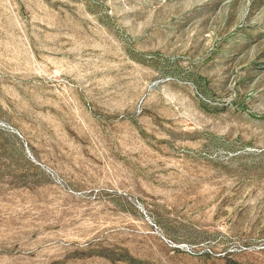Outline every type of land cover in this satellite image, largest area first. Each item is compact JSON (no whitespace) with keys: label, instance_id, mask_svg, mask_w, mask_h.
<instances>
[{"label":"rangeland","instance_id":"rangeland-1","mask_svg":"<svg viewBox=\"0 0 264 264\" xmlns=\"http://www.w3.org/2000/svg\"><path fill=\"white\" fill-rule=\"evenodd\" d=\"M0 264H264V0H0Z\"/></svg>","mask_w":264,"mask_h":264}]
</instances>
